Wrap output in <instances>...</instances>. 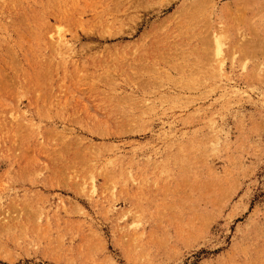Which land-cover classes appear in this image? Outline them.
Returning <instances> with one entry per match:
<instances>
[{
    "label": "rangeland",
    "instance_id": "374dc122",
    "mask_svg": "<svg viewBox=\"0 0 264 264\" xmlns=\"http://www.w3.org/2000/svg\"><path fill=\"white\" fill-rule=\"evenodd\" d=\"M0 264H264V0H0Z\"/></svg>",
    "mask_w": 264,
    "mask_h": 264
},
{
    "label": "bare ground",
    "instance_id": "6f19581e",
    "mask_svg": "<svg viewBox=\"0 0 264 264\" xmlns=\"http://www.w3.org/2000/svg\"><path fill=\"white\" fill-rule=\"evenodd\" d=\"M60 31H61V30H60ZM60 31H59V32H60ZM60 38H62V35H61V37H60Z\"/></svg>",
    "mask_w": 264,
    "mask_h": 264
}]
</instances>
